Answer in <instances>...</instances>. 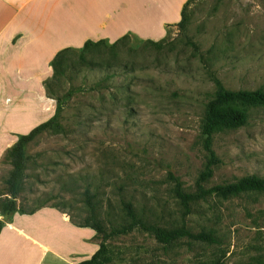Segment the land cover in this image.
Masks as SVG:
<instances>
[{
    "label": "rangeland",
    "instance_id": "374dc122",
    "mask_svg": "<svg viewBox=\"0 0 264 264\" xmlns=\"http://www.w3.org/2000/svg\"><path fill=\"white\" fill-rule=\"evenodd\" d=\"M158 1L144 8L143 0L144 41L128 37L73 50L62 75L53 72L46 81L47 96L39 83L50 73L46 61H32L36 84L29 92L0 74V199L10 198L8 152L61 106L62 132L45 133L27 149L17 199L21 215L55 210L34 218L37 238L54 245L63 238L58 230L83 228L82 236L94 241L75 249L79 264L100 248L93 223L123 224L131 206L148 223L186 224L194 235L212 233L217 244L186 237L167 246L134 231L109 240V264H264V194L210 197L185 217L172 179L193 193L208 163L202 125L215 78L231 92L264 91V0ZM185 4L187 22L180 26ZM166 19L179 24L167 31ZM238 108L248 125L215 135L219 163L207 188L264 179V106Z\"/></svg>",
    "mask_w": 264,
    "mask_h": 264
},
{
    "label": "crops",
    "instance_id": "0c3cea01",
    "mask_svg": "<svg viewBox=\"0 0 264 264\" xmlns=\"http://www.w3.org/2000/svg\"><path fill=\"white\" fill-rule=\"evenodd\" d=\"M152 4L161 5L158 0H146L144 8ZM173 22L163 20L162 26L168 31L179 24ZM128 37L144 41L143 0H0V74L9 82L26 84L28 92L36 84L30 77L36 69L32 61H46L50 69L39 82L47 96L45 82L52 77L51 63L60 52L82 50L88 42L115 44ZM48 210L55 212L44 207L33 214H13L7 220L1 214L4 228L0 234V264L77 263L75 249L94 239L83 237V228L76 226L58 230L63 238L54 239V245L53 240L37 238L36 229L30 227L35 225L34 218ZM41 230L50 234L49 230ZM35 255H40L39 260L32 263Z\"/></svg>",
    "mask_w": 264,
    "mask_h": 264
},
{
    "label": "trees",
    "instance_id": "16d2710c",
    "mask_svg": "<svg viewBox=\"0 0 264 264\" xmlns=\"http://www.w3.org/2000/svg\"><path fill=\"white\" fill-rule=\"evenodd\" d=\"M187 5L183 9L182 20L179 24L180 26L186 25ZM94 44H106V42H88L84 46V49H87ZM71 52H73L71 49L64 50L52 61L51 67L54 72L53 78L62 75V68L65 63L64 58ZM214 83L216 86V93L207 105V111L202 125V135L204 137L203 146L209 155V160L204 172H202L196 182L195 192H187L184 189L183 184L172 176V179L175 182L174 194L183 209L185 217L192 213V207L194 204L200 201H206L210 197L229 200L250 192L264 194V179L257 176H249L233 184L217 185L207 188V184L213 177L214 168L219 163L213 149L215 135L225 131L240 129L248 125L249 116L238 107L264 106V91L231 92L223 86L220 80L215 78ZM45 87L50 90L49 82L45 83ZM61 109V106H58L56 115L52 119L34 128L29 134L22 136L8 152L7 158L13 167V170L7 181V195L10 198L3 201L0 199V211L3 216L19 212L17 199L26 179L28 163L27 149L31 143L45 133L52 131L62 132V127L58 123ZM3 228L4 223L0 222V234ZM91 228L101 236L102 242L99 250L90 260L80 262L79 264H109V240L118 236L128 235L134 231H145L152 235L158 243L167 246L173 245L186 237L203 243L217 244V239L212 233L202 232L194 235L187 228L186 224H183V226L179 228L165 229L156 224L148 223L140 218L131 206L127 207V219H125V223L120 225L110 224L109 227H106L103 223L95 221Z\"/></svg>",
    "mask_w": 264,
    "mask_h": 264
}]
</instances>
